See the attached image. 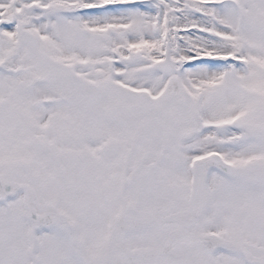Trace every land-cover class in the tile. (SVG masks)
Wrapping results in <instances>:
<instances>
[{"label":"snow or ice","instance_id":"6c2138e0","mask_svg":"<svg viewBox=\"0 0 264 264\" xmlns=\"http://www.w3.org/2000/svg\"><path fill=\"white\" fill-rule=\"evenodd\" d=\"M0 264H264V0H0Z\"/></svg>","mask_w":264,"mask_h":264}]
</instances>
